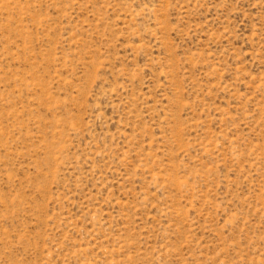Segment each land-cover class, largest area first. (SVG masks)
Listing matches in <instances>:
<instances>
[{"label": "rangeland", "instance_id": "1", "mask_svg": "<svg viewBox=\"0 0 264 264\" xmlns=\"http://www.w3.org/2000/svg\"><path fill=\"white\" fill-rule=\"evenodd\" d=\"M0 264H264V0H0Z\"/></svg>", "mask_w": 264, "mask_h": 264}]
</instances>
